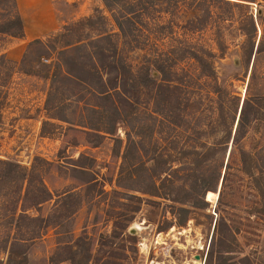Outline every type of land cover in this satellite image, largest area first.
<instances>
[{
	"label": "rangeland",
	"instance_id": "obj_1",
	"mask_svg": "<svg viewBox=\"0 0 264 264\" xmlns=\"http://www.w3.org/2000/svg\"><path fill=\"white\" fill-rule=\"evenodd\" d=\"M177 1L172 8L152 0L133 13L115 3V13L133 21L121 34L103 0H15L24 35L0 33V160L18 163L30 190L23 197L26 180L0 178V264H70L71 252L81 259L87 250L88 264H264V52L249 62L243 54L250 14L253 42L264 37V1ZM46 4L53 24L41 11ZM94 8L104 22L27 47ZM4 13L0 4V19ZM104 30L140 84L136 92L127 85L130 104L114 96L115 115L111 100L87 91L80 98L66 80L48 104L60 42ZM9 47L17 60L4 53ZM190 49L204 56L206 71ZM147 70L162 89L142 85ZM86 103L99 104L104 117ZM97 123L114 131L89 127ZM174 155L182 159L169 162ZM217 177L216 190L206 191ZM40 181L50 196L38 203ZM19 215L26 217L13 228Z\"/></svg>",
	"mask_w": 264,
	"mask_h": 264
},
{
	"label": "trees",
	"instance_id": "obj_2",
	"mask_svg": "<svg viewBox=\"0 0 264 264\" xmlns=\"http://www.w3.org/2000/svg\"><path fill=\"white\" fill-rule=\"evenodd\" d=\"M122 1V5L126 7V13H133L136 9V5H146L148 2H152V0H103L104 5L112 13L113 21L116 23L119 32L121 34L125 33V24L132 25V20L129 19L127 16L122 14V11L118 10L115 13V8L113 5L115 3H119ZM169 1L171 4L172 1V8L177 7V0H166ZM244 1H251L252 0H244ZM264 1V0H262ZM0 4L4 5L5 13L4 16L0 19V33L8 34L13 37H22L24 35L23 30V23L22 18L20 17L17 9H16V2L15 0H0ZM121 5V4H120ZM120 13L121 15H116ZM124 13V11H123ZM127 15V14H126ZM258 19L259 24L261 26L264 23V11L259 9L258 10ZM250 18V26L249 28H243L244 34L246 36V42L243 45V54L246 56L247 61L249 62L251 56L253 54H259L264 52V37H261L260 40L255 44L253 42V38L256 32V25L253 19V14L249 15ZM105 16L100 11L99 8H94L93 14L91 16L85 17L82 20L76 22L72 26H65L63 30H59L48 35L45 39L36 38L28 42L27 47H30L34 44L45 45L44 40H54V41H61L65 39L69 35H71L75 30L77 31L78 28H82L86 25H94L97 21L104 22ZM264 28V26H262ZM105 29V28H104ZM114 33H109L106 30L102 32L97 38L90 39V38H82L79 36L77 40L70 42L69 40H63L60 42V48L57 52L59 59H58V67L54 68L50 72V77L52 79V88L50 93L48 94L47 103L51 105V99L55 98V92L58 90L57 83L61 82V80H66L68 84H71L73 88H76L75 91L81 93L79 95L80 98L83 97V91H87L89 96H92L96 99H106L111 100L113 102V113L117 115L119 113L117 103L113 100L114 96H117L121 99L122 103L130 104V101L127 97L124 96L126 91L128 90L127 85H130L131 89L133 88L134 91L140 87V84L137 83L135 79L134 73L128 67V64L124 61L123 56L118 50L117 44L114 43L113 40ZM188 55L196 60L203 71L207 69V62L203 55L199 52L190 49ZM6 57L1 54L0 59H5ZM154 70L157 73L165 74V68L160 64L158 61H155L153 64ZM155 84H159L156 80L152 77L149 70L143 76L142 85L145 88H153ZM139 85V86H138ZM160 86V87H159ZM157 88L162 89V85L159 84ZM159 90V89H158ZM217 91V90H216ZM136 92V91H135ZM83 94V95H82ZM123 98H122V97ZM155 99V97H154ZM245 102L240 110V116L238 120V127L242 125L243 122V114L245 111ZM133 104V102H131ZM86 105L90 112L93 114H98V120L104 115L101 114V106L99 104H92L86 103ZM170 112L176 113V110H172L167 108ZM155 113V117H160V120H164V114H162V110H152ZM168 117V116H167ZM57 118V117H54ZM60 120H64L62 118H58ZM47 123V120L43 121V124ZM101 123V122H99ZM99 123L96 125H90L91 129L96 130L98 133H112L114 130L112 126H100ZM230 132L225 137V142L227 143L230 138ZM212 147H221L214 145ZM179 152H177L178 154ZM242 159L245 158V152H241ZM179 159H182L178 155H174L172 158H168L169 162H177ZM245 163V159H244ZM170 164V163H169ZM134 171L137 172V168L133 167ZM246 172L250 173L252 176L250 167H245ZM28 173H25L21 170L18 163L11 160H0V178L4 179H21L26 180V187L24 189V196H27L30 190V180L28 178ZM218 182V177L216 183L213 185H208L205 187V190H216V185ZM41 187L38 189L40 192L41 200L38 203H41L49 198L50 192L40 181ZM155 195V194H153ZM172 201L178 202L179 199L177 197L172 198ZM26 216L19 215L14 221H11L10 224L13 228H17L19 225V220ZM17 239L11 240L8 249L11 252L13 244H16ZM80 253L78 252H71L70 256L67 259L70 261V264H88L90 260V253L89 250L83 254L81 259H77ZM9 256V255H8ZM81 256V255H80Z\"/></svg>",
	"mask_w": 264,
	"mask_h": 264
},
{
	"label": "crops",
	"instance_id": "obj_3",
	"mask_svg": "<svg viewBox=\"0 0 264 264\" xmlns=\"http://www.w3.org/2000/svg\"><path fill=\"white\" fill-rule=\"evenodd\" d=\"M41 11L44 13V11L48 14V21L47 22H50V23H52L53 24V19L51 18V15H50V13H51V6H49V5H44L42 8H41ZM15 49L13 48V47H9V48H7V49H5L4 50V53H6V55H7V57H9V58H11V59H13V60H17L18 58H17V56L19 55V51H18V53L16 54V56L14 55L13 56V51H14Z\"/></svg>",
	"mask_w": 264,
	"mask_h": 264
},
{
	"label": "bare ground",
	"instance_id": "obj_4",
	"mask_svg": "<svg viewBox=\"0 0 264 264\" xmlns=\"http://www.w3.org/2000/svg\"><path fill=\"white\" fill-rule=\"evenodd\" d=\"M215 197V193L213 191H208L207 192V199L211 200Z\"/></svg>",
	"mask_w": 264,
	"mask_h": 264
}]
</instances>
